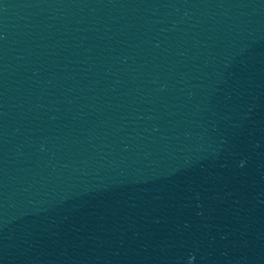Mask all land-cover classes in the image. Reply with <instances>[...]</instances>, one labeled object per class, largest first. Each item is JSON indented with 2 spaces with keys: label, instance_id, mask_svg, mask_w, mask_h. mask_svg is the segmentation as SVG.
Instances as JSON below:
<instances>
[{
  "label": "water",
  "instance_id": "95a60500",
  "mask_svg": "<svg viewBox=\"0 0 264 264\" xmlns=\"http://www.w3.org/2000/svg\"><path fill=\"white\" fill-rule=\"evenodd\" d=\"M0 264H264V0H0Z\"/></svg>",
  "mask_w": 264,
  "mask_h": 264
}]
</instances>
